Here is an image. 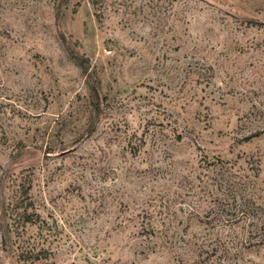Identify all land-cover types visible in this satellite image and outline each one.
<instances>
[{"label":"rangeland","instance_id":"374dc122","mask_svg":"<svg viewBox=\"0 0 264 264\" xmlns=\"http://www.w3.org/2000/svg\"><path fill=\"white\" fill-rule=\"evenodd\" d=\"M0 264H264V0H0Z\"/></svg>","mask_w":264,"mask_h":264},{"label":"trees","instance_id":"16d2710c","mask_svg":"<svg viewBox=\"0 0 264 264\" xmlns=\"http://www.w3.org/2000/svg\"><path fill=\"white\" fill-rule=\"evenodd\" d=\"M25 194H26V191H22V192L20 193V196H25Z\"/></svg>","mask_w":264,"mask_h":264}]
</instances>
